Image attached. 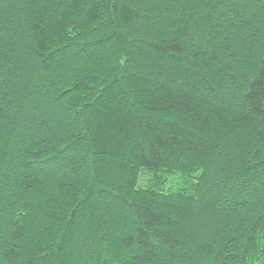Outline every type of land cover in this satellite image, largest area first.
I'll use <instances>...</instances> for the list:
<instances>
[{
    "label": "trees",
    "instance_id": "trees-1",
    "mask_svg": "<svg viewBox=\"0 0 264 264\" xmlns=\"http://www.w3.org/2000/svg\"><path fill=\"white\" fill-rule=\"evenodd\" d=\"M0 264H264V0H0Z\"/></svg>",
    "mask_w": 264,
    "mask_h": 264
},
{
    "label": "rangeland",
    "instance_id": "rangeland-1",
    "mask_svg": "<svg viewBox=\"0 0 264 264\" xmlns=\"http://www.w3.org/2000/svg\"><path fill=\"white\" fill-rule=\"evenodd\" d=\"M143 180H141L140 185H142ZM169 187L172 186V183L168 184Z\"/></svg>",
    "mask_w": 264,
    "mask_h": 264
}]
</instances>
